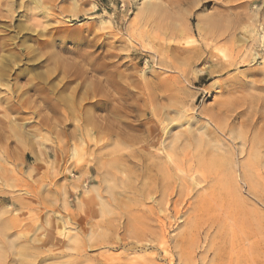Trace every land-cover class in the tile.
Here are the masks:
<instances>
[{"label": "rangeland", "instance_id": "obj_1", "mask_svg": "<svg viewBox=\"0 0 264 264\" xmlns=\"http://www.w3.org/2000/svg\"><path fill=\"white\" fill-rule=\"evenodd\" d=\"M35 1L0 0V264H264V0Z\"/></svg>", "mask_w": 264, "mask_h": 264}, {"label": "bare ground", "instance_id": "obj_2", "mask_svg": "<svg viewBox=\"0 0 264 264\" xmlns=\"http://www.w3.org/2000/svg\"><path fill=\"white\" fill-rule=\"evenodd\" d=\"M42 1H44V2H47L48 0H36L35 2L37 3V4H40ZM12 2V1H11ZM192 3V5H194V2H192L191 0H166V4L165 5H156V4H153V3H142L141 4V7H139L138 8V10H137V16L138 17H140L141 18V20L142 19H144L145 20V18L146 17H149L150 18V16L151 15H153V16H156L157 17V15L159 14V12H161V11H163L164 9H166L167 11H168V15H163V18H168V26L170 25H173V23H174V25L176 24V22H177V20L179 19V15L181 16V14L182 13H180V7H182L183 5H188V4H191ZM12 4V3H11ZM14 4V3H13ZM21 5L23 4L22 2L20 3ZM19 4V5H20ZM10 5V4H9ZM51 5V4H50ZM14 6V5H13ZM23 6V5H22ZM11 7V6H10ZM25 7V6H24ZM14 8H15V6H14ZM39 8V7H38ZM23 9V8H22ZM26 9V8H25ZM15 10H16V8H15ZM175 11H177V12H175ZM180 13V14H179ZM177 14V15H176ZM160 15V14H159ZM158 15V16H159ZM153 16L151 17L152 19H153ZM155 18V17H154ZM184 18V17H183ZM156 20V19H155ZM185 21H184V24L181 26V28H180V26H175V28L177 29L178 28V32H173V33H171V41L174 43V44H177V42H175L177 39H179V37L180 36H183L184 34H185V36L187 35V37H190L189 35L193 32L192 31V27H191V20H192V15H189V16H186L185 17V19H184ZM149 21H150V19H149ZM142 23H141V25H145L146 24V21H141ZM161 22H162V20H161ZM219 22H220V20L218 19V18H216V17H213V16H209V17H204V18H200V17H198V20H197V25H196V28L199 30V31H197V33L199 34V32H201L202 34H203V37H205V35H206V37H207V40H209L210 42H212V43H215V44H217L218 42L220 43V42H222L223 40H224V35H223V33H221V32H223V30H224V28L223 27H220V24H219ZM148 24V23H147ZM159 24H161V23H159ZM162 25V24H161ZM24 26V25H23ZM147 26V25H146ZM139 27V26H138ZM145 27V26H144ZM29 30V29H28ZM33 30V29H32ZM34 31V30H33ZM225 31V30H224ZM228 33V32H227ZM200 35V34H199ZM169 39V38H168ZM204 40H206V38L204 39ZM170 41V42H171ZM205 43V42H204ZM218 43V44H219ZM205 44H207L208 45V43H205ZM223 44V43H222ZM225 44V43H224ZM215 48H217V47H215ZM225 49V48H224ZM172 52H177V53H179V54H182L183 55V53H186V52H189V57L186 59L185 58V60H186V62H194V61H196L197 59L199 60V59H202V55L201 54H199V52H200V50L199 49H186V48H184V47H182V46H173L172 47ZM203 50V49H202ZM201 50V51H202ZM205 50V49H204ZM28 52V51H27ZM26 52V53H27ZM207 52V51H206ZM205 52V53H206ZM203 53V52H202ZM15 54V53H14ZM17 54V53H16ZM208 54V53H207ZM13 55V54H12ZM175 55V54H174ZM234 55H236V54H234ZM14 56V55H13ZM27 56V55H26ZM176 56V55H175ZM186 56V55H185ZM226 56V55H225ZM230 56V55H229ZM256 56V54H254V57ZM17 57V56H16ZM178 57V56H177ZM183 58H184V56H182ZM233 58V57H232ZM15 60V59H14ZM185 60L183 61V62H185ZM233 60V59H232ZM232 60H230V61H232ZM1 62V61H0ZM2 63V62H1ZM186 64V63H185ZM226 64V63H225ZM230 65V64H229ZM222 67V66H221ZM223 68V67H222ZM225 69V68H224ZM40 70V69H39ZM88 70V69H87ZM223 70V69H222ZM4 71V67L1 65L0 66V72L2 73ZM68 72V71H67ZM66 72V73H67ZM7 74V73H6ZM83 74H85L84 72H83ZM2 75V74H1ZM82 75V74H81ZM45 76V75H44ZM3 77V76H2ZM2 77H0V79L2 78ZM82 78H83V76H82ZM4 79V78H3ZM83 82V84H82V86H83V92H87L89 89H90V87L92 86V84L94 85V82H92V80H90V79H88L86 76L83 78V80H82ZM99 81V80H98ZM101 81V80H100ZM97 82V81H96ZM102 82L103 81H101L100 83H98V84H95L98 88H100L101 87V84H102ZM94 85V86H95ZM69 97V96H68ZM67 97H64V96H61L59 99H57L56 100V103H55V105H63V106H66V105H68V102H67V99H66ZM82 118V117H81ZM91 120V119H90ZM90 120H89V118H87V119H85L84 120V122H85V125L86 124H88V123H90ZM100 120V119H99ZM103 122V121H102ZM212 123V122H211ZM89 125V124H88ZM92 125V124H91ZM94 126H96V124H93ZM97 128H100V127H98V126H96ZM100 129H102V128H100ZM218 129V128H217ZM82 130H83V128H82ZM83 132V131H82ZM4 135V134H3ZM3 135H1L0 134V136L1 137H3ZM5 137V136H4ZM243 138V137H242ZM238 139V138H237ZM193 143H194V145L199 149L200 148V146H202L203 144H206L205 143V141L201 138V137H198V138H194L193 139ZM264 141V140H263ZM207 142V141H206ZM259 142V141H258ZM255 144H257V142L255 143ZM190 145V144H189ZM192 145V144H191ZM258 145V144H257ZM257 145H256V150H258V147H257ZM193 146V145H192ZM193 148V147H192ZM195 148V147H194ZM253 148H254V146H253ZM261 148H262V146H261ZM196 149V148H195ZM249 149H251V148H249ZM254 149V150H255ZM200 150V152H201V149H199ZM254 150L252 149V151L251 152H253V154H254ZM255 150V151H256ZM203 151V150H202ZM250 151H249V154L251 155V153H250ZM259 151V150H258ZM248 153V152H247ZM198 154H200V153H198ZM248 154V155H249ZM256 155L258 154V152L256 151V153H255ZM6 156H7V154H6ZM252 157H254V156H252ZM201 158V157H200ZM224 159V158H223ZM222 158H220V160H221V162L222 161H224ZM250 159V157L248 158V160ZM255 159V158H254ZM212 160H215V159H213L212 158ZM211 160V161H212ZM219 160V159H218ZM247 160V161H248ZM211 161H210V163H211ZM215 161H217V159L215 160ZM246 161V160H245ZM255 161H256V159H255ZM264 161V160H263ZM209 162V161H208ZM220 162V163H221ZM227 162V161H226ZM253 162V160L251 159V163ZM210 163H208V166H211L212 167V165H214L213 167H215L216 165L214 164V163H212V164H210ZM219 163V164H220ZM225 163V162H224ZM223 162H222V164H224ZM254 163V162H253ZM260 163V162H259ZM206 164V163H205ZM210 164V165H209ZM218 164V165H219ZM228 164V163H227ZM227 164H225V165H227ZM204 165V164H203ZM207 165V164H206ZM252 164H248V167L250 168V166H251ZM204 167H205V165H204ZM212 167V168H213ZM222 168L223 167H225L224 165L223 166H221ZM244 167H247V164H245V166ZM209 168V167H208ZM220 168V167H219ZM219 168H217V166H216V168L215 169H219ZM204 169V168H203ZM225 169V168H224ZM240 169H242V168H240ZM244 169V168H243ZM248 168H246V173H248L249 174V172H250V169H248L249 170V172H248V170H247ZM210 170V169H209ZM256 170V169H255ZM3 174V173H2ZM248 174H246L247 176H248ZM245 175V176H246ZM250 175H253V174H249V176ZM5 176V175H4ZM248 176V177H249ZM252 178H253V176H252ZM244 179H246V177H244ZM8 180V179H7ZM6 179H5V181H7ZM254 180V179H253ZM246 181H248L247 179H246ZM253 182V181H252ZM254 183H256L255 181H254ZM253 183V184H254ZM62 231H64V230H62ZM0 259H1V257H0ZM0 262H1V260H0Z\"/></svg>", "mask_w": 264, "mask_h": 264}]
</instances>
